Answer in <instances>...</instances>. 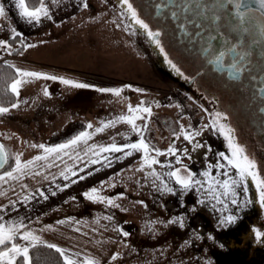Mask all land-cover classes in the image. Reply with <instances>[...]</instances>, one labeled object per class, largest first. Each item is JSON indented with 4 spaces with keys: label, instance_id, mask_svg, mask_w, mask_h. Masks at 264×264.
Wrapping results in <instances>:
<instances>
[{
    "label": "rangeland",
    "instance_id": "374dc122",
    "mask_svg": "<svg viewBox=\"0 0 264 264\" xmlns=\"http://www.w3.org/2000/svg\"><path fill=\"white\" fill-rule=\"evenodd\" d=\"M121 21L117 11L113 10L106 0H88L87 8L74 17V19L72 18L56 25L43 21L41 32H37L32 36L24 35L15 44L10 43L12 46L10 49L0 50V58L7 59L12 50L22 46V44H33V50L31 47H28L31 48L32 55L39 57L41 62L46 63L45 67H39V72L50 75L54 74L57 77L59 73H63L65 78L68 77V79L92 85L89 77L86 78L88 75L86 72L81 77L77 75L73 76L72 71L65 72V70L58 66L57 62L58 60L61 61V59L65 60L67 57H70L67 59L70 61L75 55L80 57L81 55H88L92 51L101 54L100 51L105 46L106 40L111 41L109 48L112 47V53L115 54L116 58L123 60L126 66L129 64L130 72L129 70L128 73L119 72L112 77H108L109 80L115 82L112 83L113 87L120 88L122 91L119 96L116 95V98L112 96L111 99L113 100L109 99V101H105L104 98L102 99V107L106 108L108 106L103 122L105 123L114 119L118 115L133 114L137 118L138 116L142 117V120L137 122L139 125L147 122L148 131L145 137L151 140L155 148L165 153L164 155H160L161 157H157L162 162L155 165L157 175L166 173L169 170H175L176 168L181 169V176H186L188 170L199 174L210 170L209 177H204L203 175H197L196 177L204 182L203 190L191 189L188 192H182L179 185L176 184L175 178L169 179L166 175L159 176L157 183L164 182L175 189V194H169L168 197H165L166 192L157 191L153 182L151 185L149 183L142 184V203L146 204L150 202L144 189L151 186L153 203H159V214L154 217L147 210H144L142 211L144 216L137 217L135 214H141V212L134 211L132 214L133 205L130 202L126 203V207L121 208L122 211L119 210L121 215H123L122 223L126 226L124 230L128 235L106 237L110 241L114 240L113 245L115 247L123 246L120 251H117L116 259L112 260L111 263L213 264V259L210 258L208 249L205 246L206 244L203 241L204 235L197 232L195 228H192L189 220L197 214L205 213L211 217L212 223H214L213 229L222 227L219 224V220L224 216L232 214V211L237 208L238 204H231L230 197L223 196L220 197L223 203H218L216 199H213L212 194H207L208 187L210 184L216 186L213 178L220 180L226 178L221 175L222 172H228L229 174H233L234 172L230 168L219 169L214 167L218 163V160L212 157L208 146L203 145L200 142V138L193 134L194 131L191 130L192 128L190 129L188 124L189 120L176 117V120L180 123L176 127V120H173V118L175 119L176 107L158 102L160 93L164 90L174 89L161 81L153 64L144 55V57L135 55V53H140V55L142 53L137 50L128 35V39L130 38L131 40L130 45L126 29H124ZM9 32V34L13 33L12 30ZM6 37L7 34H0V39L5 41ZM81 57L85 58L84 56ZM17 61H13L17 65V68L24 70ZM23 79L25 82L19 86V96L16 103L19 104L18 107L25 108L33 104L32 102L39 98L40 91L45 96V89L51 94L55 91L57 85L63 86L62 82L58 83L60 82L59 80L57 82L39 78L40 82L38 83L40 85L37 86L38 89H35L34 94L30 95V80L28 78ZM68 87L71 90L68 100L69 105L60 112H48L42 117H38L37 120L28 119L23 126L17 124L19 121L16 115H7L3 116V119L0 118V142L8 153L9 161L14 162V157L17 154L20 155L21 159L33 156L41 150L38 147H33V145H49L50 143L59 141L74 131L82 130L84 124H90L99 116L100 112L98 110L100 106L97 105L99 103L97 99L101 95L98 92L95 93L94 100L96 102H94V105L90 109H87L85 101L89 98L86 95H91V91L95 87L81 89L71 85H68ZM103 97H105L104 93ZM111 101L112 107H109ZM142 101L145 103L141 104ZM129 105L132 108H137L138 106L149 107L151 116L143 112H130L128 110ZM190 106L192 108L195 107L192 103H190ZM4 118L17 120L9 122L5 121ZM165 120H167V123H164ZM205 123V119H203L201 127L206 128ZM181 126H183V131ZM184 131L192 132L194 136L193 140H185ZM172 134L176 139L174 145L169 141ZM171 145L178 150L175 155H170L167 151L165 152ZM154 155H156L155 151ZM176 156L180 157L179 163H177ZM185 162H187V165ZM185 166H187V170ZM235 198L238 202L243 200V187L237 188ZM146 213L148 215H145ZM178 216L183 218V226H180L178 223L169 222ZM153 220L155 222H152ZM207 237L211 239L212 235L207 234ZM100 239L105 242V237H100ZM194 253L195 259L193 260L192 256Z\"/></svg>",
    "mask_w": 264,
    "mask_h": 264
},
{
    "label": "crops",
    "instance_id": "0c3cea01",
    "mask_svg": "<svg viewBox=\"0 0 264 264\" xmlns=\"http://www.w3.org/2000/svg\"><path fill=\"white\" fill-rule=\"evenodd\" d=\"M84 2L87 3L88 0H59L56 4H53L52 0H46V3L50 7L51 19L43 18L39 23H29L27 19L19 14L15 0H0V3L4 5L6 11L5 16H0V34H7L5 41L8 43L12 37V33L9 34L10 30H12V32L15 30V32L22 34L23 37L24 35L32 36L37 32H41L43 21L56 25L66 22L69 19H74V17L78 16L87 8L84 7ZM128 35L127 32V39ZM22 36H20V39ZM106 41L105 46H103L100 51L101 54L92 51V53L88 55H81L85 58L80 56V59L78 55H75L70 61L67 60L70 57H67L65 60L61 59V61L58 60L57 62L58 66L65 70V72L68 73L72 71L73 76L77 75L81 77L85 72L88 74L86 78L89 77L95 89H93V87L91 95H86V97H89L88 100H85L87 109H90L94 105V102H96L94 100L95 93L98 92L101 95L97 99L99 103H96L100 106L98 110L100 112L99 116L95 118V116L92 115L95 121L90 123L93 129L101 127L102 123L107 124L109 121L117 120L120 116H135L133 114L118 115L114 119L105 123L103 122L107 114L108 106H106L107 109L102 107V99L104 98L105 101H109L112 96L116 98V95L111 92L98 91L97 89H115L112 85V83L115 82L109 80L108 77H112L119 72L128 73L129 70V64L126 66L123 60L116 58L115 54L112 53V47L109 48L111 41L108 39ZM128 41L131 45L130 38ZM31 48L25 47L19 55L14 56L10 54L7 58L8 61L12 63L16 69L17 65L13 62L14 60H18L17 62L24 70L28 69V71L39 72V67H45L46 63L41 62L39 57L33 56L30 51ZM33 49L34 48H32V50ZM135 52L137 51L135 50ZM135 55L138 57L145 56L143 53L142 55H140V53H135ZM46 74L50 75L48 73ZM58 77L65 78L63 73H59ZM18 79H21L20 75ZM65 79H68V77ZM28 80H30L29 91H31L30 95H32L35 92L34 90L38 89L37 86L40 85L38 83L40 79L28 78ZM70 92V87H68V85L65 86V84H63V86L57 85L55 91L49 95L44 96L40 91L39 98L32 102L33 104L25 108H9V112L0 113V118L3 119V116L7 115H16L19 121L17 124L23 126L28 119L37 120L38 117H42L48 112H60L67 108L69 105L68 100ZM103 93L105 97H103ZM17 101L15 103H17ZM109 107H112V101L109 103ZM176 109L175 115L179 113L177 107ZM17 119L9 120L4 118L5 121L9 122L16 121ZM141 120L142 117L138 116L136 119L137 125H139L137 121ZM179 124L178 122V125ZM87 125L88 124H84L83 130L76 132L72 138L82 131H91L87 128ZM130 128L131 125L126 121L117 120L114 127H108L103 132L94 134L92 139L89 140L88 145L81 144L76 149L82 158L81 160L75 159V153H73L72 158L65 155L62 160H55L54 164L56 166L53 167L45 166V161H36L34 170L40 173L39 175H26L19 181H10L9 183L0 184V193H4L0 195V208L9 206L6 212L0 214L4 216L5 220L23 218L29 228L34 230L35 234L39 235L45 244H55L58 248L66 250L67 254H75L73 258L78 261L94 258L98 260L100 264H112V257L116 255L117 251H120L123 246L115 247L113 245L114 240L112 239L111 242L106 237L123 236V232H125L124 229L126 226L122 223L123 215H121L119 210L122 211L121 208L126 207V203L130 202V204L133 205L131 213L134 211L141 212V214H135L137 217L144 216L142 214L144 210H147V212L154 217L159 214V203H153V191L151 190V186L144 189L148 199H150L149 203H142L141 194L142 184L149 183L151 185L155 179L153 175H150V173L155 170V165L151 167L144 165V167H142L144 163L143 153L137 152L126 158L122 157L121 153H105L103 155L109 156L111 160L110 166L97 163L87 164V167H85L87 161L85 151L92 144L107 146L112 143L113 138H115V142L118 145L137 141V136L129 131ZM68 140H63L49 146L66 143ZM166 151L167 149L165 152ZM37 155H44L43 150L41 149L33 156H27L21 159V162H27ZM88 156L91 157L92 153H88ZM149 156H156L153 150H150ZM115 157L121 158L116 159ZM159 157L161 156H158V158ZM47 163H53V161L49 159ZM185 164L187 165V162H185ZM66 168L71 169V172H76L77 175L72 176L71 172H68L67 174L70 179L65 180L63 176H61V172L65 171ZM81 169H83V171H81ZM2 173L3 172L0 174ZM80 176H84L85 178L79 179ZM72 180H76L77 182L72 183ZM21 185H27V187L22 188ZM65 185L68 186L65 187ZM92 188H96L97 193L92 194ZM40 191L44 193L47 199L39 194ZM128 192H130V194H128ZM85 193L103 197L104 200L89 199ZM169 194L171 193H166L165 197H168ZM25 196L33 198L25 202ZM107 199H112L119 207L108 205L106 202ZM10 201L16 202L15 209L10 206ZM145 215H148V213ZM109 216L112 218L111 220L106 219V217ZM61 221H63V223H61ZM152 222L155 221L153 220ZM100 237H105V242L101 240ZM17 242L23 243V241L20 240H17ZM192 258L193 260L195 259V253Z\"/></svg>",
    "mask_w": 264,
    "mask_h": 264
},
{
    "label": "flooded vegetation",
    "instance_id": "af4514ba",
    "mask_svg": "<svg viewBox=\"0 0 264 264\" xmlns=\"http://www.w3.org/2000/svg\"><path fill=\"white\" fill-rule=\"evenodd\" d=\"M106 2L117 11L135 47L153 64L161 81L181 91L195 105L200 127L205 119L209 127H199L193 134L199 132L200 142L208 146L212 157L220 161L217 153L230 152L225 136L211 127L215 114L221 113L220 123L233 130L236 143L245 149L249 159L256 161V171L264 179V14L256 11L241 24L229 14L233 9L220 7L226 0H129L137 16L151 30L161 33L159 39L164 49L161 52L142 29L133 28L122 15L118 0ZM162 2L164 6L158 10L156 5ZM185 4L189 10H183L181 6ZM201 5L208 7L198 14L197 7ZM173 11L177 12L176 17L171 15ZM214 15L220 19H214ZM209 36L215 37L213 48L235 43L236 55L244 56L248 71L234 78L227 62L222 66L210 63L212 57L205 51ZM169 59L179 73L168 64ZM157 65L161 66L162 73ZM176 117L181 115L177 113L173 120ZM175 124L177 127L178 120ZM169 141L175 144L173 134ZM246 186L243 200L230 214L237 216L235 223L213 229L214 223L205 213L189 220L192 228L204 235L213 264H264V240L257 241L254 234V230L264 231V207L255 182L249 178Z\"/></svg>",
    "mask_w": 264,
    "mask_h": 264
},
{
    "label": "snow or ice",
    "instance_id": "6c2138e0",
    "mask_svg": "<svg viewBox=\"0 0 264 264\" xmlns=\"http://www.w3.org/2000/svg\"><path fill=\"white\" fill-rule=\"evenodd\" d=\"M16 7L19 10V14L27 19L29 23H39L43 18L51 19L50 15V7L46 3V0H39V7L29 8L26 4V0H15ZM59 0H52L53 4L58 3ZM118 3L122 6L121 13L125 16L133 28L139 27L145 33V35L153 41L157 47L160 48L161 52L164 51L163 47L161 46V41L159 39L161 33L159 31H153L150 29L149 25L144 22V20L140 19L137 16L136 10L133 8L132 4L129 3V0H118ZM257 7H253L247 3V0H226V4L222 2L220 4L221 8L229 7L234 11H231L229 14L235 17V21H238L241 24L246 23V17L253 15L256 11L264 12V0H255ZM126 7H123L125 6ZM163 5L157 4L156 7L159 10ZM84 7H87V3L84 2ZM183 10H189L188 5L185 4L181 6ZM207 5H201L197 7V13H201L204 9H206ZM6 11L5 7L2 3H0V16H5ZM173 17L177 16V12L173 11L171 13ZM214 19L219 20V15H214ZM17 36H22V34L15 32L13 30L12 38L15 39ZM215 40V37L209 36L208 40L206 41V48L205 51L208 52L209 56L212 59L209 60L210 63H213L217 66H222L226 62L228 64V70L230 75L234 78H238L242 73L248 71V66L244 63V56H238L237 53V45L235 43L231 45H227L223 48H213L212 41ZM33 45H25V47H32ZM12 46L7 41L0 39V50H8ZM168 64L179 73V69L176 67L175 64L169 59ZM16 72L20 75L21 79L15 80L11 84V92L15 95L19 96V86L25 82L23 78L29 79H50L52 81L59 80L65 85H71L75 88H90L94 87L89 85L85 82H77L71 79H65L63 77H57L56 75H47L41 72L36 71H28V70H21L19 68L16 69ZM98 91L103 92H111L117 96L121 94L122 89L115 88V89H97ZM45 95H49L47 89L44 90ZM145 102L142 101L141 104ZM18 107V104L13 103L11 104V108ZM130 112H143L147 113L151 116V110L149 107H137L132 108L129 105ZM10 109L8 107H0V113H7ZM222 117L221 113H216L213 117L211 127L219 132L220 134L225 136V139L228 142V148L230 152L228 154L224 152L217 153L220 161L214 166L219 169L225 168H232L234 169L233 174H229L228 172H222L221 175L226 177L223 180L214 179V184L209 185L208 193L212 194L213 199H216L218 203H223L220 199L221 196L223 197H230V203L233 205L238 204L237 199L235 198L237 195V188L243 187V191H247V180L250 178L252 181L255 182V185L259 191V201L262 207H264V179H261L256 171L257 164L256 161L249 159L247 155H245V149L238 145L235 141L233 130L227 126L226 124L220 123V119ZM137 117L135 116H120L117 118L118 121H126L131 128L129 131L137 136V141L135 142H128L122 145H118L115 142V138H113L112 143L108 144L107 146L103 145H90L87 150L85 151V157H87V161L85 163V167L87 164H97L103 163L105 166L111 165V160L109 156L103 155L105 153H121L122 157H130L134 153L142 152L143 153V161L142 167L147 165L151 167L152 165L161 164L162 162L157 159L158 156L164 155L160 149L155 148V145L152 144L151 140L145 137V133L148 131L147 122L143 125H137L136 123ZM117 120L109 121L107 124H103L101 127H96L93 129L91 124L87 125V128L91 131H82L74 138L69 139L66 143L58 144L55 146H45L44 144L33 145V147H38L43 150L44 155H37L36 157L28 160L27 162L22 163L20 155L17 154L14 157V166L9 171H4L0 174V184L9 183L10 181H19L23 176H34L39 175L40 173L36 172L35 164L36 161H45L47 167L56 166L54 164L55 160H62L63 156L67 155L72 158V154L75 153V159L81 160L79 152L76 149L81 145H88L89 140L92 139V136L96 133L103 132L108 127H114ZM205 127H209L205 125ZM183 131V126H181ZM195 135H199V132H196ZM194 136L191 132L184 131V139L191 141L193 140ZM150 150L155 151L156 156H149ZM177 149L174 146H169L167 149V153L170 155H175L177 153ZM186 152V149H185ZM88 153H92V156L89 157ZM94 157V158H93ZM116 159H120L121 157H115ZM8 154L4 150V146L0 145V169H3L8 162ZM51 159L53 163H47ZM177 163L180 162V157L176 156ZM187 170V166H185ZM99 170V169H97ZM83 171V169H81ZM71 172V169L66 168L65 171L61 172V176L65 180H69L70 177L67 174ZM181 169L176 168L175 170H169L166 173H160L159 175L156 174L155 170H153L150 175L156 177L153 180V185L156 187L157 191H163L166 193L175 194V189L169 186L167 183L161 182L157 183L159 180V176L166 175L169 179L175 178V182L179 185V188L182 192H188L191 189H200L203 190L204 182L200 179H197V175H203L204 177H209L210 170L204 171L202 174L192 172L190 170L187 171L186 176L180 175ZM90 174V173H89ZM72 176H76V172H71ZM84 176H80L79 179H84ZM72 183H76V180H72ZM68 185H65L67 187ZM218 186V187H217ZM22 188H26L27 185H21ZM219 189V191H218ZM91 193H97L96 188L91 189ZM4 193H0L2 195ZM41 196L45 199L47 197L44 195L42 191L39 192ZM55 194V193H53ZM89 199H96L103 201V197L91 195L89 193H85ZM33 197L25 196L24 200L27 202ZM107 204L119 207V205L115 204L112 199H107ZM203 203V201H201ZM250 203V201L246 202ZM16 202L10 201V206L15 209ZM9 206H4L0 208V213H4L8 210ZM106 219L111 220L112 218L106 217ZM236 215H228L224 216L219 220V224L222 227H227L230 224H233L237 221ZM170 223H178L180 226H183V218L176 217L175 219L169 221ZM63 223V221H61ZM50 227V226H49ZM255 238L257 241L264 240V231L261 230H254ZM124 236H127V232H123ZM17 240L23 241V243L16 242ZM44 241L41 239L39 235H36L34 230L30 229L29 226L24 222L23 218H19L17 220H5L4 216L0 214V264H31L30 259V249L36 247L38 244H43ZM47 247L55 249L61 257H63L64 264H100V262L94 258H88L84 261H78L73 258L75 254L69 255L67 251L61 248H58L55 244H47ZM113 260L116 259V255L112 257Z\"/></svg>",
    "mask_w": 264,
    "mask_h": 264
},
{
    "label": "trees",
    "instance_id": "16d2710c",
    "mask_svg": "<svg viewBox=\"0 0 264 264\" xmlns=\"http://www.w3.org/2000/svg\"><path fill=\"white\" fill-rule=\"evenodd\" d=\"M26 4L29 8L39 7V0H26ZM19 40L20 36H17L15 39L11 37L9 43L15 44ZM24 48L25 45L22 44V46L13 49L11 55H19L22 53ZM18 77L19 74L16 72V67L7 59L0 58V107L11 108V104L17 101V95L11 92V84L17 80ZM79 131L81 130L74 131L72 134L61 138V140L57 142L50 143L49 145L56 144L63 140H68ZM8 162V165L1 172L10 170L14 166V162ZM29 255L31 264H64L63 257H61L55 249L47 247V244L45 243L38 244L36 247L32 248Z\"/></svg>",
    "mask_w": 264,
    "mask_h": 264
},
{
    "label": "built area",
    "instance_id": "2783aa9c",
    "mask_svg": "<svg viewBox=\"0 0 264 264\" xmlns=\"http://www.w3.org/2000/svg\"><path fill=\"white\" fill-rule=\"evenodd\" d=\"M160 103H170L177 106L179 112L190 120V125L193 130H195L200 125V119L195 113V110L190 107L188 97L184 96V94L175 89V90H164L159 95Z\"/></svg>",
    "mask_w": 264,
    "mask_h": 264
},
{
    "label": "water",
    "instance_id": "95a60500",
    "mask_svg": "<svg viewBox=\"0 0 264 264\" xmlns=\"http://www.w3.org/2000/svg\"><path fill=\"white\" fill-rule=\"evenodd\" d=\"M247 3H248L249 5H252L254 8L257 7V5H256V3H255V0H247ZM262 13L264 14V12H262ZM160 62H161V65H162V63L164 64L163 61H160ZM159 64H160V63H159ZM156 68L159 70V72L162 73V68H161V66L157 65ZM0 145H2L1 142H0ZM4 150H5V147H4ZM5 152L7 153L6 150H5ZM7 154H8V153H7ZM8 163H9V162L6 163L5 167L8 165ZM5 167H4V168H5ZM4 168H3V169H0V172L3 171Z\"/></svg>",
    "mask_w": 264,
    "mask_h": 264
}]
</instances>
